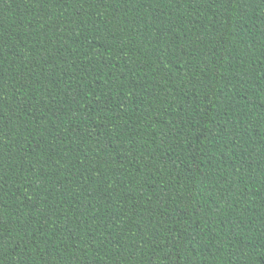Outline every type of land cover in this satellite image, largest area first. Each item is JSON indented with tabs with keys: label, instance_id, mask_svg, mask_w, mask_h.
Here are the masks:
<instances>
[{
	"label": "trees",
	"instance_id": "trees-1",
	"mask_svg": "<svg viewBox=\"0 0 264 264\" xmlns=\"http://www.w3.org/2000/svg\"><path fill=\"white\" fill-rule=\"evenodd\" d=\"M0 264H264V0H0Z\"/></svg>",
	"mask_w": 264,
	"mask_h": 264
}]
</instances>
